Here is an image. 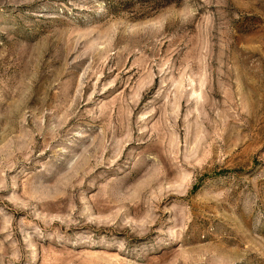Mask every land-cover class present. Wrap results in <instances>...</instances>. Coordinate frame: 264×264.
<instances>
[{
    "label": "rangeland",
    "instance_id": "obj_1",
    "mask_svg": "<svg viewBox=\"0 0 264 264\" xmlns=\"http://www.w3.org/2000/svg\"><path fill=\"white\" fill-rule=\"evenodd\" d=\"M0 264H264V0H0Z\"/></svg>",
    "mask_w": 264,
    "mask_h": 264
}]
</instances>
